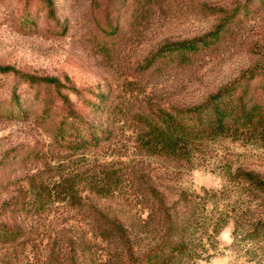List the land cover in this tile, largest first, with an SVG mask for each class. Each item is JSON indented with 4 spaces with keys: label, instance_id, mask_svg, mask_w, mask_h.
I'll return each mask as SVG.
<instances>
[{
    "label": "rangeland",
    "instance_id": "obj_1",
    "mask_svg": "<svg viewBox=\"0 0 264 264\" xmlns=\"http://www.w3.org/2000/svg\"><path fill=\"white\" fill-rule=\"evenodd\" d=\"M52 1L53 16L43 0H0V66L38 77L67 76L91 99L95 93L108 95L116 107L114 135L90 151L58 147L55 125H42L36 117L41 109L37 97L48 91L18 83L13 73L0 75V102L8 105L18 83L21 100L33 113L27 120L0 119V221L15 218L33 230L17 252L7 255L0 248V264H82L73 261L67 244L82 227L89 229L91 206L145 218L149 210L141 204L142 178L160 185L167 197L176 199L184 190L201 209L204 205L196 216L191 257L177 264H264V195L236 175L239 169L264 179V145L227 139L206 162L171 167L134 148L138 128L133 121L151 105L199 104L221 87L245 81L252 71L251 95L264 105V0ZM234 11L238 14L217 43L185 62L167 57L147 68L163 44L203 36ZM64 93L85 117L101 121L76 94ZM102 165L124 175L122 184L105 196L91 191L88 182ZM67 179L75 181L82 208L71 198L59 202L64 195L36 202L41 188L52 190ZM105 247L96 246L99 251ZM85 264L95 263L89 258Z\"/></svg>",
    "mask_w": 264,
    "mask_h": 264
},
{
    "label": "trees",
    "instance_id": "obj_2",
    "mask_svg": "<svg viewBox=\"0 0 264 264\" xmlns=\"http://www.w3.org/2000/svg\"><path fill=\"white\" fill-rule=\"evenodd\" d=\"M43 1L53 16V1ZM237 12L203 36L163 44L148 59L147 68L167 57L185 62L191 55L217 43ZM10 73L16 76L18 83L41 85L48 91L37 97L41 109L36 117L42 125L51 122L55 125L54 143L58 147L75 152L90 151L112 139L113 119L117 114L108 95L95 93L91 99L75 88L67 76L64 79L38 77L10 66H0V75ZM250 74L245 81L229 83L194 106L165 108L151 105L138 113L133 118L138 128L134 148L141 155L162 160L171 167L189 168L206 162L212 157L216 145L227 139H247L264 145V105L251 95L249 83L256 75L253 71ZM18 83L13 87L8 105L0 102V119L27 120L32 117V106H26L21 100ZM64 91L76 94L80 103L91 113L99 115L101 121L96 123L85 117ZM100 168L91 174L89 188L105 196L122 184L124 175L115 167L102 165ZM236 175L237 181L264 195V179L258 174L238 169ZM141 180V204L149 210L146 217L136 220L91 206L89 229L86 231L82 227L74 238L68 240L67 248L73 261L85 264L90 258L95 264H177L191 257L197 242L193 239L195 226H199L196 216L204 205L201 209L200 203H195L184 190L173 199L174 195L167 197L160 185L144 182V178ZM74 182L67 179L57 182L52 190L41 188L36 202L45 204L55 195H64L67 197H59V202L71 198L75 206L82 208V200H78L74 193ZM32 233V228L28 229L15 218L0 221V248L8 255L9 250L16 251ZM100 244L106 246L102 251L96 248Z\"/></svg>",
    "mask_w": 264,
    "mask_h": 264
}]
</instances>
